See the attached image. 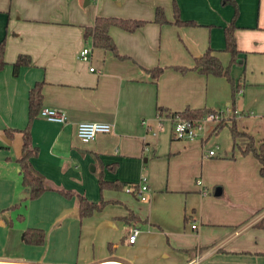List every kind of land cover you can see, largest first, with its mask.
Masks as SVG:
<instances>
[{
    "label": "crops",
    "instance_id": "1",
    "mask_svg": "<svg viewBox=\"0 0 264 264\" xmlns=\"http://www.w3.org/2000/svg\"><path fill=\"white\" fill-rule=\"evenodd\" d=\"M175 2L180 19L190 23H174L172 0H0L6 61L0 69V264H264V228L255 226L264 216V178L258 160L241 153L247 137H231L222 149L216 140L222 129L211 133V127L203 140L174 138L169 119L156 114L157 107L227 111L231 105L236 124L244 117L263 120L264 113L248 108L264 111V0ZM156 6L167 23L153 21ZM96 15L148 21L133 31L109 26L118 57L84 38V26ZM231 21L240 50L234 61L224 50ZM83 46H90L88 61L79 56ZM208 47L243 86L244 97L239 89L233 104L224 76L172 67L192 66ZM19 53L30 63L14 75L11 63ZM155 66L164 69L154 79L146 69ZM36 81L42 82L41 107L60 109L67 120L36 115L30 125L35 150L23 154L20 129ZM79 121L113 127L84 142L75 134ZM8 128L15 129L11 136ZM211 134L214 154L204 156ZM21 160L50 187L25 204ZM226 172L234 183L223 179ZM99 174L121 186L100 189ZM143 174L150 187L146 200L126 190ZM55 188L105 204L79 218L76 196ZM130 212L136 220H125ZM133 226L139 230L130 243ZM25 227L42 228L43 243L24 242Z\"/></svg>",
    "mask_w": 264,
    "mask_h": 264
},
{
    "label": "trees",
    "instance_id": "2",
    "mask_svg": "<svg viewBox=\"0 0 264 264\" xmlns=\"http://www.w3.org/2000/svg\"><path fill=\"white\" fill-rule=\"evenodd\" d=\"M173 4V14H174V23H190L191 21H185L180 19L178 13V7L175 0H172ZM148 20L140 18H125L118 16H103L96 15L92 24L84 26L83 36L86 39L91 40V44L96 47H100L106 50H111L115 56L123 57L117 51L115 42L108 33V28L110 25H116L127 31H133L137 27L143 25ZM153 21L163 24L167 23L168 19L165 16L164 10L161 6H156L154 9ZM234 28L235 24L233 21L225 25L224 27V50L229 53L230 60L234 61L238 58L240 50L236 46V41L234 37ZM4 49H5V40L2 38L0 40V69H2L6 63L4 59ZM30 63V57L25 53H19L16 55L14 61L11 63L12 73L17 75L19 69L23 65ZM172 67L180 72H185L189 69H195L202 74H212L215 76H224L229 82L231 87V100L230 103L233 104L234 98L241 88V82L235 80L230 75V65L223 64L221 60L213 53L212 49L208 47L201 55L194 57V63L192 66L184 65H172ZM164 67L155 66L152 68L146 69L151 76L155 79L163 71ZM41 81H36L28 90V103H27V123L24 128L20 129L22 132V153H28L31 148H34L31 143L30 136V125L33 118L38 115V111L41 107ZM207 111H218L211 107H199V108H189L186 107L182 110H168L163 107H157V115H174L179 114L189 119H196L202 116ZM224 126H227L231 137L234 139L236 136H246L247 142L244 147L241 149L242 154L251 153L259 163V173L264 178V140H260L256 144L254 137L246 132L245 130H239L236 127L235 116L230 118V121L227 122L225 118L219 119L215 122L214 126L211 128V133H217ZM15 129L8 128L5 130L8 136L12 135V132ZM35 150V148H34ZM21 184L27 189V194L22 198V202L25 204L26 201L34 199L42 194L45 190L49 189L48 185L45 183L44 178L32 167L30 162L21 160L19 165ZM98 183L100 189L113 187L119 188L121 183L115 181H109L103 178L102 174L98 176ZM56 189V188H55ZM65 196L75 195L77 198V207L76 214L79 218H83L91 215L94 211L100 210L105 201L101 198L99 201L94 202L88 200L81 193H74L69 189L59 188L56 189ZM18 203H14L11 207H15ZM23 214H18L17 217L21 219ZM137 219L133 213H128L125 217V220ZM255 226L264 228V216H262L258 221L255 222ZM45 232L42 228L38 227H25L23 230V240L26 243L30 244H42L44 241Z\"/></svg>",
    "mask_w": 264,
    "mask_h": 264
},
{
    "label": "built area",
    "instance_id": "3",
    "mask_svg": "<svg viewBox=\"0 0 264 264\" xmlns=\"http://www.w3.org/2000/svg\"><path fill=\"white\" fill-rule=\"evenodd\" d=\"M90 48L83 46L79 52L81 59L89 60ZM93 70V67H89ZM228 110V109H227ZM225 112L223 110L207 111L202 116L196 119H189L179 114L174 115H157L159 120L164 118L169 119L171 122L172 137L179 139H204L206 137L207 126L210 122H216L221 119ZM38 115L47 120L64 123L67 120L66 114L57 108L42 106L38 111ZM112 123L106 121H79L75 127V134L81 141H89L93 139L98 133H106L112 130ZM214 154V149H209L204 156ZM197 184H202L201 179L196 180ZM126 190L132 192L138 199L146 200L149 196L150 187L146 181L145 176H142L134 187L127 186ZM205 192V188H202ZM191 227L194 228L195 224L192 223ZM139 228L133 226L128 236V242L132 243L135 240Z\"/></svg>",
    "mask_w": 264,
    "mask_h": 264
},
{
    "label": "rangeland",
    "instance_id": "4",
    "mask_svg": "<svg viewBox=\"0 0 264 264\" xmlns=\"http://www.w3.org/2000/svg\"><path fill=\"white\" fill-rule=\"evenodd\" d=\"M230 90H231V88H230ZM240 90H241V92L240 93L237 92V93L239 94L238 95L239 98H242V97H244V95L241 94L242 93V90H243V86H241ZM263 92H264V90H261V96H264V93ZM248 110H249L250 113L257 114V115H259L261 113H264L263 109H256V108L254 109V106L251 107V108H248ZM236 112H237L236 108L234 106H231L230 105L229 106V109L227 110V112H225L223 118H225V120L227 122H229L230 121V118L233 117V116H235ZM252 114H251V116H252ZM241 122L244 123V124H247V127H248L247 129L249 131H246V132H248L249 134L252 133V135L254 136V138H255L256 141L259 140V139L260 140L261 139L264 140V118H263L262 121H256V120L252 119L251 117H248V118L247 117H244L243 119H241V120H239L237 122V124H238V125L236 124L237 129H239L238 126L241 124ZM170 123H169V125L171 126ZM214 124H215V122H210L208 124V126H207V132L206 133H208L209 129L211 127H213ZM230 135L231 134L229 133V130L226 127H224V128H222V130L216 136V140H217L219 146L221 147V149L223 147H225L226 145L230 144V141H231V136ZM214 138H215V135H212L211 134L210 137H209V139H208L207 145L205 147V150L206 151H208L210 148L214 149V147H215V145H214ZM147 149H149L148 146L144 145V150H147ZM143 175L146 176L145 174H143ZM223 179L226 181L227 184H232L235 181L234 175L232 173H229V172L223 173Z\"/></svg>",
    "mask_w": 264,
    "mask_h": 264
},
{
    "label": "water",
    "instance_id": "5",
    "mask_svg": "<svg viewBox=\"0 0 264 264\" xmlns=\"http://www.w3.org/2000/svg\"><path fill=\"white\" fill-rule=\"evenodd\" d=\"M219 193V189H216V194H218Z\"/></svg>",
    "mask_w": 264,
    "mask_h": 264
}]
</instances>
